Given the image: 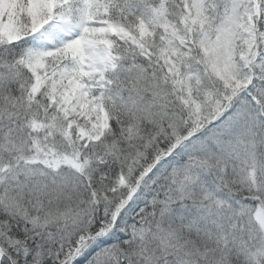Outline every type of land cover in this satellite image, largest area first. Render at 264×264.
<instances>
[{
    "label": "snow or ice",
    "instance_id": "snow-or-ice-1",
    "mask_svg": "<svg viewBox=\"0 0 264 264\" xmlns=\"http://www.w3.org/2000/svg\"><path fill=\"white\" fill-rule=\"evenodd\" d=\"M0 264H264V0H0Z\"/></svg>",
    "mask_w": 264,
    "mask_h": 264
}]
</instances>
